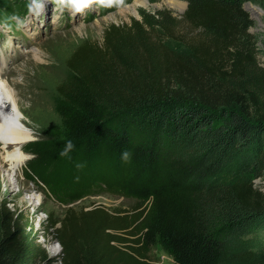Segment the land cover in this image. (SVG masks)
Returning <instances> with one entry per match:
<instances>
[{"label": "trees", "instance_id": "obj_1", "mask_svg": "<svg viewBox=\"0 0 264 264\" xmlns=\"http://www.w3.org/2000/svg\"><path fill=\"white\" fill-rule=\"evenodd\" d=\"M118 1L85 2L106 13ZM245 1L192 4L198 34L179 39L181 51L120 53L142 30L135 20L70 56L53 100L59 121L25 144L24 174L62 204L106 190L134 211L68 210L51 257L0 198V264H148L156 246L174 264H264V60Z\"/></svg>", "mask_w": 264, "mask_h": 264}, {"label": "rangeland", "instance_id": "obj_2", "mask_svg": "<svg viewBox=\"0 0 264 264\" xmlns=\"http://www.w3.org/2000/svg\"><path fill=\"white\" fill-rule=\"evenodd\" d=\"M58 1L8 0L11 11L0 8V51L5 54L4 78L9 79L14 87L22 107V121L32 133V137L21 145L27 159L14 177L17 183H10L0 170V198L7 200L11 209L17 208L23 212L51 257L62 254V245L54 229L61 226V220L68 210L80 214L103 209L112 215L122 216L131 214L135 204L133 199L106 190L70 204H62L50 195L46 187L29 180L24 174L26 164L32 157L24 150L25 144L44 138L45 129L59 121L53 100L58 87L66 79L68 59L85 44L91 47L104 45L105 30L111 24H130L135 20L142 30L130 45H121L120 53L134 55L138 52L140 55L150 48L160 57L163 46L181 51L182 44L178 40L198 34V30L193 29L186 19L187 10L192 4L201 2L177 0L182 7H174L170 0H146V4L137 3L138 0H119L118 3H125L102 13L93 5L86 4L87 0ZM25 3L30 5V11L24 14L20 7ZM243 6L253 20L251 30L256 35L258 56L263 61L264 0H247ZM28 50L29 53L26 52ZM8 149L13 150L14 147L9 146ZM0 150H3L1 142ZM257 184L264 185V179H258ZM37 194L41 195L39 201L34 200ZM49 219L57 222L54 227H49ZM229 241L230 254L235 256L241 238L233 234ZM148 264H174V261L156 246L149 252Z\"/></svg>", "mask_w": 264, "mask_h": 264}, {"label": "bare ground", "instance_id": "obj_3", "mask_svg": "<svg viewBox=\"0 0 264 264\" xmlns=\"http://www.w3.org/2000/svg\"><path fill=\"white\" fill-rule=\"evenodd\" d=\"M137 3L146 4V0H138ZM169 3L174 7L181 6L177 0L173 2L170 0ZM34 51L38 52L37 49ZM26 52L29 53V50ZM3 58L0 56V142L3 144V150H0V170L4 172V176L8 178L10 183L16 184L17 181L14 180V177L22 169L27 159L21 145L32 137V133L22 121V107L14 87L9 79L4 78L5 61ZM9 146H13L14 149L9 150ZM4 164L7 165V168L6 165L4 167ZM40 199L41 195L37 194L34 200L39 201Z\"/></svg>", "mask_w": 264, "mask_h": 264}, {"label": "clouds", "instance_id": "obj_4", "mask_svg": "<svg viewBox=\"0 0 264 264\" xmlns=\"http://www.w3.org/2000/svg\"><path fill=\"white\" fill-rule=\"evenodd\" d=\"M69 143H71V142H69ZM127 155H128V153H127V152H125V153H124V156H125V157H127Z\"/></svg>", "mask_w": 264, "mask_h": 264}]
</instances>
